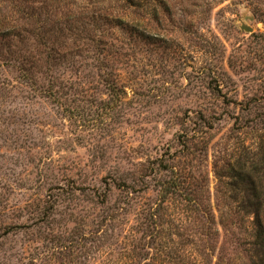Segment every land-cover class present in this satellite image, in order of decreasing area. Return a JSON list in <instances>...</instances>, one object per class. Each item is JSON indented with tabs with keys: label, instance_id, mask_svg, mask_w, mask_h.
I'll use <instances>...</instances> for the list:
<instances>
[{
	"label": "rangeland",
	"instance_id": "1",
	"mask_svg": "<svg viewBox=\"0 0 264 264\" xmlns=\"http://www.w3.org/2000/svg\"><path fill=\"white\" fill-rule=\"evenodd\" d=\"M0 29V264H248L173 196L149 216L189 161L215 213L228 163L264 171V0H0Z\"/></svg>",
	"mask_w": 264,
	"mask_h": 264
},
{
	"label": "trees",
	"instance_id": "2",
	"mask_svg": "<svg viewBox=\"0 0 264 264\" xmlns=\"http://www.w3.org/2000/svg\"><path fill=\"white\" fill-rule=\"evenodd\" d=\"M16 12H20L19 9ZM17 21V20H16ZM25 21V20H24ZM2 29H0L1 31ZM3 36L7 39L6 43V55L9 60L16 51L11 49L13 38H16L19 33L14 32H27V29L22 25L18 27L11 25L3 29ZM41 35L40 33H38ZM1 36V37H3ZM44 36H38L37 41L40 45L39 51L36 55L30 57H24L19 63L22 66V71L27 72L31 68L32 63L34 64L35 56L43 54V47L46 48L45 42L43 41ZM90 41H94L90 37ZM81 40V39H80ZM42 45V48H41ZM54 49V48H53ZM58 53H54L53 57ZM50 53H46L47 58ZM14 62L18 61L13 59ZM24 75V74H22ZM45 95L52 99H56L57 92L53 91L52 88L44 91ZM192 148L183 144V148L179 151L180 157H187L192 155ZM192 162V159H191ZM150 167L153 173H159L164 170L166 165L161 163H155ZM152 163V164H153ZM190 161L188 163V171L186 168L171 170L173 177L168 181H158L159 186V205L155 207L153 213L150 214V220L154 221L153 217L157 215L161 210L166 209L170 205L168 199L173 196L182 208L180 211H184L185 218L178 219L181 223L188 220V223H198L203 226V233L201 235L206 241H212L213 235L223 232V235H228L230 242L235 244V248H241L242 252L247 257L248 264H264V171L260 168L258 163H251L248 161L235 160L232 164L228 163L225 166V172L228 173V182L226 186L229 189V195L223 199L224 204L233 206L227 210H217V213L213 212L210 206L209 198L202 197L205 185L198 184L190 174L191 169ZM190 174V175H189ZM202 180V178H201ZM123 186H127L129 189L134 190L133 187L123 182ZM246 190L243 192L242 190ZM159 218V215H158ZM185 220V221H184ZM182 229V228H181ZM236 231V232H235ZM154 232V231H153ZM237 233V234H236ZM193 237L198 235L195 231ZM200 235V234H199ZM179 237L182 234L178 235ZM210 247V245L208 246ZM135 248V247H134ZM182 258L179 257L176 262L172 261V264H182ZM128 264H140L137 262V257L129 259ZM143 264H161V261L151 260ZM168 264V263H167Z\"/></svg>",
	"mask_w": 264,
	"mask_h": 264
}]
</instances>
